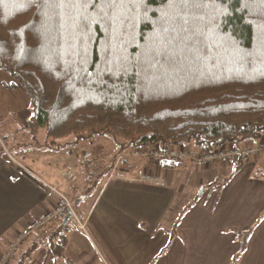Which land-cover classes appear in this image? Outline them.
<instances>
[{"label":"trees","instance_id":"16d2710c","mask_svg":"<svg viewBox=\"0 0 264 264\" xmlns=\"http://www.w3.org/2000/svg\"><path fill=\"white\" fill-rule=\"evenodd\" d=\"M0 70L28 94L32 135L44 130L55 150L104 134L116 140V158L156 144L198 153L240 146L264 136V0H0ZM113 165L95 167L89 187ZM263 218L232 230L240 247L230 264ZM73 221L14 264H27L41 243L56 264H78L66 254Z\"/></svg>","mask_w":264,"mask_h":264},{"label":"crops","instance_id":"0c3cea01","mask_svg":"<svg viewBox=\"0 0 264 264\" xmlns=\"http://www.w3.org/2000/svg\"><path fill=\"white\" fill-rule=\"evenodd\" d=\"M30 114L28 110L24 115L27 128ZM5 138L15 145L14 152L5 151L6 145L2 142L0 145V255L9 242L26 231L33 221L53 213L59 206L60 199L55 198L57 192H53L52 187L63 186L64 194L86 192L80 188V174L75 183L59 180L57 174L53 171L50 174L45 169H41L44 177H35L32 168L24 167L17 160L22 155L36 165V152L32 146H20L9 133ZM260 140H264V136L259 140L244 141L240 146ZM114 141L108 164L115 160L119 147ZM96 146L86 147L82 152H94L92 159L96 160L90 165H87L90 159L83 160L80 156V165L88 177L93 174V166L103 169V162L107 159L106 145L98 143ZM179 146L196 151L191 145ZM66 149L73 151L72 148ZM238 160L196 165L191 160L129 156L127 168L113 173L109 167L104 174L107 179L99 184L95 208L80 214L74 207L87 224V231H84L90 244L76 234L70 235L68 247L72 255L69 257L72 256L78 264H149L169 240L165 231L171 226L165 219L167 211L177 196L186 193L196 201L183 214L176 237L156 264H230L240 247L232 230L249 228L264 211V153L252 155L236 169ZM225 167H233L228 176L231 178L218 194L221 181L217 179L225 173ZM144 173L158 174L166 179V183L155 185L142 181L140 178ZM201 187L202 192L198 195ZM100 204L105 207L100 208ZM63 219L64 216H56L48 221L42 230L28 236L19 251L48 237ZM35 261V264H56L52 251L42 243L27 264ZM238 264H264V218L253 232Z\"/></svg>","mask_w":264,"mask_h":264},{"label":"rangeland","instance_id":"374dc122","mask_svg":"<svg viewBox=\"0 0 264 264\" xmlns=\"http://www.w3.org/2000/svg\"><path fill=\"white\" fill-rule=\"evenodd\" d=\"M12 81H13V77L9 73L0 70V145L3 143L2 145L4 144L6 145L5 151L9 149L11 150V152H14L13 146L15 144L10 143L9 140L5 138V134L9 133V134H12L13 138L15 139L17 144H19L20 146H24L25 144H27L28 146L29 145L32 146V150L36 152L35 154L36 159H37L36 165L31 164L29 162L30 160H28L27 158H23L22 155L18 156L17 160L19 161L21 165H24V167L28 169L29 167L32 168L35 171V177H44L43 175L45 174L41 171V169H45V171H47L50 174H51V171H53L55 174H57L56 178H58L59 180H63L65 182L67 181V182L75 183L78 180L79 174L82 175L81 176L82 182H81L80 188L85 189L86 192L84 191L85 193L81 195L75 194V192L74 193L65 192L66 193L65 195L69 198L72 204L74 202V204L78 205V211L80 212V214H86L87 211H90L95 206V200L100 191L99 184L104 182L107 179V177L106 175H104L105 172H103V174L98 177V180L94 181V184L90 188L89 186L91 184V181H90V178L88 179L87 171H85L80 165L81 164L80 156L83 155L85 152L91 151L93 154L88 159L93 158L94 152L92 150H87L83 154L82 152L84 151L86 147L94 148V147H97L96 145L98 143H102L106 145L107 147V151H108L107 159L104 160V163H107L109 161L108 159H110V156H111L110 154L111 149L112 147L115 146L114 137L108 134L94 136L91 139L81 141L76 146L69 147L70 149L72 148L73 150L72 152L68 151V149L66 148H63L61 150H55V149L50 148L49 146L46 145V134L44 130L39 132V134L35 137L32 135L30 130L25 126L24 115L26 111L30 110L29 109V97L26 91L23 90L22 88L11 87L10 84L12 83ZM72 139H73V136L63 139L62 141L64 142V141H68ZM184 148L186 150L193 151L190 148H187V147H184ZM117 158H115L114 162L117 160ZM186 160H189V159H186ZM192 162H194V164L196 165H201L200 163H197L195 161H192ZM217 163L221 164L219 162ZM94 168L95 167L93 166L92 169ZM232 170H233V167H225V173L223 172L224 174L218 176L219 178L218 180L222 182L224 178L228 177L232 173ZM68 172L75 173V175L77 176V180L72 181L71 179H69L67 176ZM112 172L114 173L116 171H114L112 168ZM140 179H142V176ZM97 183L98 185H96ZM147 183H151V182H147ZM165 183H166V179L164 183L157 184V185H164ZM70 184L71 183H69V186L71 187ZM151 184L156 185V183H151ZM54 187L57 188L58 191L60 192L64 191L63 186H59V187L54 186ZM202 189L203 187L199 189L198 195L202 192ZM53 192H56V191H53ZM57 193L54 194L55 198L60 199V195L59 193L58 194ZM86 195L87 197H85ZM189 201H191V199L189 198V196H187L186 193L181 197L179 196L176 197L175 202L171 204L170 209L167 211V215L165 216V219L168 220L167 222L168 224L172 223L173 219L176 217L179 211ZM99 207L103 208L105 206L104 204H100ZM46 225L47 224H45L42 228L38 230L39 231L42 230ZM56 230H58V228ZM68 234L69 236L76 234L81 239H83L86 243L90 244L89 236L85 233L84 229L81 228L80 224L76 220L71 222V226H70V229L68 230ZM19 253L20 251L18 250L17 255L10 261L9 264L15 263L14 259L19 255ZM71 253L72 252L69 250V247H68L66 251L67 256L72 255ZM99 256L100 255L98 254V257ZM102 258L104 259V257ZM35 263L36 261L33 264Z\"/></svg>","mask_w":264,"mask_h":264},{"label":"built area","instance_id":"2783aa9c","mask_svg":"<svg viewBox=\"0 0 264 264\" xmlns=\"http://www.w3.org/2000/svg\"><path fill=\"white\" fill-rule=\"evenodd\" d=\"M260 153H264V140H260L254 144L246 146H239L236 143H230L224 145L222 148L200 154L194 151L186 150L184 146L167 149L152 145L148 147L137 148L130 152L120 154L117 160L114 162L113 170L116 171L121 168H127L129 156L161 158L172 161H183L189 159L200 164H211L214 162L229 163L239 157L242 158L243 161H247L252 155ZM92 154L93 153L91 151H88L85 152L82 156L84 159H87L91 157ZM67 176L72 181L77 180V176L73 172H68ZM141 180L156 184H162L165 182V178L155 173H144ZM52 189L53 191L58 192L60 195L59 206L53 213L33 221L26 231L20 232L17 237L10 241L4 253L0 255V264H9L10 261L17 255L20 246L24 243L25 240H27L29 235L42 228L45 224H47L48 221H50L54 217L65 216L69 210L72 211V217H74V219L80 224L81 228L87 231L86 222H83L81 220L69 198L62 192L58 191L57 188L52 187Z\"/></svg>","mask_w":264,"mask_h":264},{"label":"water","instance_id":"95a60500","mask_svg":"<svg viewBox=\"0 0 264 264\" xmlns=\"http://www.w3.org/2000/svg\"><path fill=\"white\" fill-rule=\"evenodd\" d=\"M199 195H200V194H199ZM71 218H72V211L69 210V211L66 213V215L64 216V219H63V223H62V225H66V224L70 221Z\"/></svg>","mask_w":264,"mask_h":264}]
</instances>
